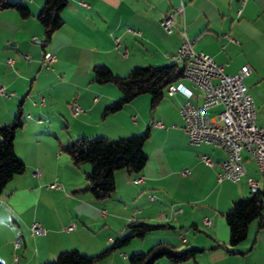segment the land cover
Here are the masks:
<instances>
[{"label": "crops", "instance_id": "0c3cea01", "mask_svg": "<svg viewBox=\"0 0 264 264\" xmlns=\"http://www.w3.org/2000/svg\"><path fill=\"white\" fill-rule=\"evenodd\" d=\"M24 1L31 9L27 19L15 8L0 11V84L8 93L0 95V126L10 123L21 107L24 124L14 146L26 167L0 195V262L14 264L17 256L19 264H41L72 249L96 255L139 221L163 227L96 264H129L132 253L158 243L203 249L180 264H264V220L253 222L247 239L232 248L225 218L235 201L252 196L248 177L264 191V173L249 154L242 152L244 178L219 181V166H206L200 155L219 163L226 154L219 147L189 144L179 113L182 94L165 93L153 109L150 95L144 94L104 116L106 106L122 93L113 83L95 82L92 74L96 65L125 77L138 66L170 64L184 32L194 51L224 65L226 74L250 68L244 82L256 105V123L264 127V0H69L61 13L64 24L46 46L37 20L45 0ZM180 1L184 14L167 33L160 21ZM46 53L56 58L50 68L42 64ZM183 83L193 90L195 102L198 91ZM75 102L83 109L78 116L71 112ZM147 130L144 169L139 174L116 171V191L105 201L84 190L90 165L74 166L61 150V144L81 136L118 139ZM140 176L144 183H134ZM51 184L59 188L50 189ZM176 209L181 212L174 219ZM34 222L41 223L44 234L31 233ZM155 264L173 263L162 258Z\"/></svg>", "mask_w": 264, "mask_h": 264}, {"label": "trees", "instance_id": "16d2710c", "mask_svg": "<svg viewBox=\"0 0 264 264\" xmlns=\"http://www.w3.org/2000/svg\"><path fill=\"white\" fill-rule=\"evenodd\" d=\"M69 0H45L37 15L43 28L44 46L63 26V9ZM7 8L18 10L23 19L31 15V9L24 0H0V11ZM184 64L172 62L165 65L138 66L125 77L114 75L105 65H96L92 69L93 80L99 84L113 83L122 93V97L106 106L104 116L120 111L126 104L141 95L151 97V109L164 98L168 85L177 83L184 78ZM24 124L20 109L14 119L0 126V195L10 181L25 172L24 162L15 152L14 139L16 131ZM149 137L147 130L140 135L109 139L105 137H85L61 144L62 152L66 153L74 166L90 165L87 174L85 191L91 192L97 201L110 199L116 191L115 172L125 170L130 174H139L145 167L148 156L144 144ZM230 231V247H236L247 239L250 225L264 220V191L258 190L249 198L240 199L232 204L225 214ZM163 226L133 221L127 226L123 237L117 238L113 245L96 255L85 254L78 249L61 252L54 260L41 264H96L99 260L113 252L120 251L134 239H143L149 233ZM220 247V246H218ZM217 248V247H213ZM212 248V249H213ZM203 249L190 246L180 249L169 243H158L146 252H135L128 257L129 264H155L162 258L173 264L193 260ZM227 251L234 253L230 248ZM0 264H2L0 262Z\"/></svg>", "mask_w": 264, "mask_h": 264}, {"label": "built area", "instance_id": "2783aa9c", "mask_svg": "<svg viewBox=\"0 0 264 264\" xmlns=\"http://www.w3.org/2000/svg\"><path fill=\"white\" fill-rule=\"evenodd\" d=\"M185 4H180L167 12L160 21V25L167 32L171 33L178 17L184 14ZM240 12V10H239ZM138 33V32H136ZM184 40L172 56L176 63L184 64V78L182 81L168 85L165 93L172 97L182 94L185 98L179 108L180 116L184 122V128L188 136V142L192 146L211 145L223 149L226 157L223 161L216 163L211 157L205 154L200 155V160L208 167L219 166L218 180H228L239 182L247 174L242 152H247L255 162L259 172L264 173V127L256 123V105L253 97L248 92L244 79L250 73L248 66L242 67L235 75L225 73V66L216 63L209 55L203 52H196L183 32ZM228 39L232 40L229 36ZM126 55V54H125ZM29 60L28 56H25ZM56 61L54 55L46 53L42 64L46 68ZM7 64L11 66L13 60L9 59ZM183 81L191 84L192 89L198 91L195 102L193 90L189 89ZM0 95L8 96L3 85L0 84ZM45 100H40V105H44ZM220 108L219 111L210 115L209 110ZM73 116H78L83 112L78 103L71 107ZM135 120V117L133 118ZM161 126L160 122L156 123ZM187 174L188 170H184ZM34 175L39 176L37 171ZM136 184H143L142 176L134 180ZM247 183L252 193L259 190V183L253 178L248 177ZM50 189L59 188L57 184L49 185ZM180 209L173 210L172 217L175 219ZM165 220L169 218L165 216ZM207 225L211 220L205 221ZM73 225L66 228L70 231ZM33 235L44 234V229L40 222H34L30 226ZM184 239V238H183ZM15 247H19L16 241ZM14 264H19V258L14 257Z\"/></svg>", "mask_w": 264, "mask_h": 264}, {"label": "rangeland", "instance_id": "374dc122", "mask_svg": "<svg viewBox=\"0 0 264 264\" xmlns=\"http://www.w3.org/2000/svg\"><path fill=\"white\" fill-rule=\"evenodd\" d=\"M136 241V240H135ZM132 245V243H130L128 246H126L125 248H128L129 246H131ZM125 248H123V249H125ZM122 249V250H123ZM149 250V249H148ZM144 252H146V251H144Z\"/></svg>", "mask_w": 264, "mask_h": 264}]
</instances>
